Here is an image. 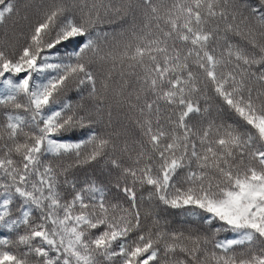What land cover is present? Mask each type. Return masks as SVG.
I'll use <instances>...</instances> for the list:
<instances>
[{"label":"snow or ice","instance_id":"6c2138e0","mask_svg":"<svg viewBox=\"0 0 264 264\" xmlns=\"http://www.w3.org/2000/svg\"><path fill=\"white\" fill-rule=\"evenodd\" d=\"M0 264H264V0H0Z\"/></svg>","mask_w":264,"mask_h":264}]
</instances>
